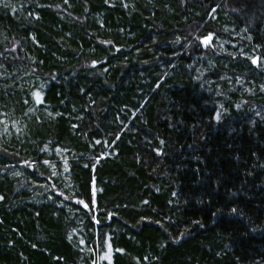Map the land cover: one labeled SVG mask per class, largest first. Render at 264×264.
Listing matches in <instances>:
<instances>
[{"label": "trees", "instance_id": "16d2710c", "mask_svg": "<svg viewBox=\"0 0 264 264\" xmlns=\"http://www.w3.org/2000/svg\"><path fill=\"white\" fill-rule=\"evenodd\" d=\"M0 197V264H264V0H0Z\"/></svg>", "mask_w": 264, "mask_h": 264}, {"label": "snow or ice", "instance_id": "6c2138e0", "mask_svg": "<svg viewBox=\"0 0 264 264\" xmlns=\"http://www.w3.org/2000/svg\"><path fill=\"white\" fill-rule=\"evenodd\" d=\"M6 6H7V5H6ZM211 41H212V35H208V36L204 39V43H205V45L209 44ZM257 59H259V58H254V59H253V63H256ZM258 66H259V65H258ZM35 96H36L37 102H39V103H42V102H43L42 99H41V97H40V93H39V92L35 93ZM220 116H221V114H220L219 112H217V113L215 114V118H216L217 120L220 119ZM0 199H3V197H0ZM80 203H83V202L81 201ZM85 207H87V205H85ZM232 212L235 213V212H236V209L233 208V209H232Z\"/></svg>", "mask_w": 264, "mask_h": 264}, {"label": "bare ground", "instance_id": "6f19581e", "mask_svg": "<svg viewBox=\"0 0 264 264\" xmlns=\"http://www.w3.org/2000/svg\"><path fill=\"white\" fill-rule=\"evenodd\" d=\"M203 43H204V41H203ZM209 44H207V45H205V43H204V46L206 47V46H208Z\"/></svg>", "mask_w": 264, "mask_h": 264}]
</instances>
